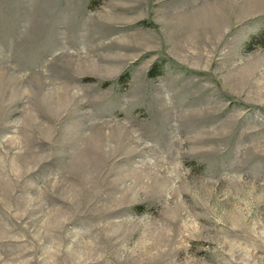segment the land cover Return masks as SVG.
I'll use <instances>...</instances> for the list:
<instances>
[{
  "label": "rangeland",
  "instance_id": "374dc122",
  "mask_svg": "<svg viewBox=\"0 0 264 264\" xmlns=\"http://www.w3.org/2000/svg\"><path fill=\"white\" fill-rule=\"evenodd\" d=\"M0 264H264V0H0Z\"/></svg>",
  "mask_w": 264,
  "mask_h": 264
}]
</instances>
